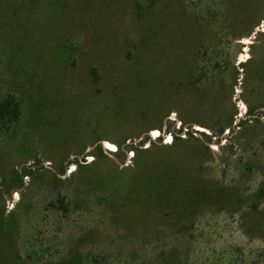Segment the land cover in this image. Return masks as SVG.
<instances>
[{"label": "rangeland", "instance_id": "obj_1", "mask_svg": "<svg viewBox=\"0 0 264 264\" xmlns=\"http://www.w3.org/2000/svg\"><path fill=\"white\" fill-rule=\"evenodd\" d=\"M0 264H264V0H0Z\"/></svg>", "mask_w": 264, "mask_h": 264}, {"label": "trees", "instance_id": "obj_2", "mask_svg": "<svg viewBox=\"0 0 264 264\" xmlns=\"http://www.w3.org/2000/svg\"><path fill=\"white\" fill-rule=\"evenodd\" d=\"M19 114V103L13 97H7L0 102V119H8L9 123H14L18 120Z\"/></svg>", "mask_w": 264, "mask_h": 264}]
</instances>
